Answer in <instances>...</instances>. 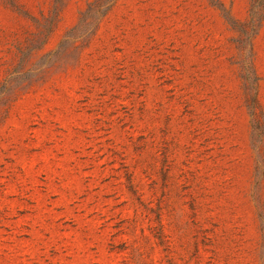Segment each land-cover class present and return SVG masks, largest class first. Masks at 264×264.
Listing matches in <instances>:
<instances>
[{
    "label": "rangeland",
    "instance_id": "374dc122",
    "mask_svg": "<svg viewBox=\"0 0 264 264\" xmlns=\"http://www.w3.org/2000/svg\"><path fill=\"white\" fill-rule=\"evenodd\" d=\"M0 264H264V0H0Z\"/></svg>",
    "mask_w": 264,
    "mask_h": 264
}]
</instances>
